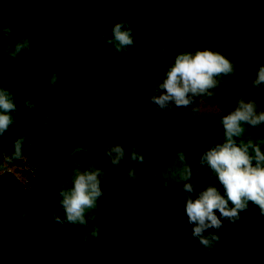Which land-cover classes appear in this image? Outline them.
I'll list each match as a JSON object with an SVG mask.
<instances>
[{"label":"trees","instance_id":"1","mask_svg":"<svg viewBox=\"0 0 264 264\" xmlns=\"http://www.w3.org/2000/svg\"><path fill=\"white\" fill-rule=\"evenodd\" d=\"M239 1V8L233 13L216 16L206 0H0V28L7 22L13 29L9 42L28 37L31 45L30 51L13 61L5 54L6 41L0 35V86L14 93L19 107L16 124L0 137V143L4 153L11 154L15 139L26 134L24 156L47 170L52 187L50 191L27 190L14 174H0V258L21 215L49 236L48 242L40 239L33 245V254L40 264H131L120 251L123 238L117 234L114 222L108 220L102 203L98 202L96 220L91 222L100 227L98 239L89 237L85 242L83 234L88 229L81 226H68L62 235L61 226L52 220V212L63 215L58 206V190L77 162L74 156L57 155L55 151L61 141L68 145L70 153L79 146L75 141L59 139L57 117L77 121L78 114H86V109L90 112L96 102L100 104L96 114H100L111 105L125 69L165 72L172 59L180 51L191 50L196 41L198 49L208 46L224 23L245 28L257 21L249 37L264 61V0ZM118 19L132 23L137 32L136 42L126 53L108 55L102 33H111ZM207 25L213 26L206 29ZM210 29H214L212 37ZM108 56L110 59L101 63ZM53 73L61 77L55 86L50 83ZM31 80L38 85L32 88ZM26 99L36 104L35 111L24 107ZM219 118L201 117L198 123L190 119L142 125L125 132L120 143L130 153L129 141L133 139H164L172 147L175 144L173 159L181 148L187 152L186 157H199L222 142ZM247 131L245 138L249 137ZM76 157L86 166L92 165L91 152ZM129 165L146 185L161 190L160 200L168 208L152 251L133 264H227L231 257L222 240L224 230H207L219 235L222 243L213 250L204 249L192 237V226L182 223L187 221L185 196L173 197L170 180L166 189L163 178L151 177L137 163ZM250 217L264 219L258 208L250 205L235 224Z\"/></svg>","mask_w":264,"mask_h":264},{"label":"rangeland","instance_id":"2","mask_svg":"<svg viewBox=\"0 0 264 264\" xmlns=\"http://www.w3.org/2000/svg\"><path fill=\"white\" fill-rule=\"evenodd\" d=\"M210 10L220 16L223 13H233L239 8V0H206ZM219 30L215 37L203 47L217 51L226 56L236 65L234 75L224 77L223 83L215 90L216 95L212 98H203L201 112L193 116L190 108L178 107L172 111L160 112L148 97L152 95V87L159 82L162 73L127 68L121 74L122 82L119 89L113 93V101L108 108L100 114H96L100 104H93V109L86 114H78V119L68 120L60 116L58 119L59 139L75 141L79 146L87 147L91 152L92 165L103 169L105 176L101 182L104 196L99 203L106 207L104 212L110 218V222L116 225V231L123 240L120 244L121 253L133 264L141 260L145 253L152 251L155 237L160 232L167 218L168 208L160 200L161 190L146 185L142 180L132 181L127 172L130 167L127 159L121 162L119 167L112 166L105 152L109 145L120 142L121 136L135 128L150 123H164L176 120L194 119L199 122L201 117H220L227 115L229 110L236 106V98L245 96L255 100L264 108V86L254 88L252 80L256 70L264 61L258 55L249 34L255 31L257 21L248 27H232L228 23ZM209 29L213 25H207ZM214 29H210V32ZM213 33H210L212 37ZM193 46L191 51L198 50ZM115 54L111 45H108V55ZM110 57L101 63H106ZM86 71V70H84ZM43 73V71H41ZM87 75V74H86ZM32 88L38 85L35 80L30 81ZM72 93L74 89L72 88ZM199 103V101H195ZM264 134V126L248 129L247 136L253 139ZM166 140L146 141L133 139L129 141V147L136 146L137 151L144 156V163L138 166L153 178H163L164 170L173 166L175 144ZM10 143V142H9ZM13 150V148H11ZM57 155L70 157L68 145L58 144ZM4 151L0 143V165H5L3 160ZM75 160L84 167L82 161L74 156ZM191 161L192 158L186 157ZM14 161L11 165L0 168V174L10 172L14 174L26 187L27 190L43 191L51 190L50 174L38 163L24 156V159ZM210 177V174H207ZM213 182L215 178H212ZM173 183V197H184L180 185ZM221 192L222 186L218 184ZM203 185L195 191L202 190ZM112 218V219H111ZM112 222V223H113ZM227 228L223 231V243L230 255L227 264H264V219L257 217L246 218L239 225H231L224 221ZM42 239L48 242L49 236L45 235L40 228L31 226L25 217L19 216L16 230L10 242L5 246L0 264H40L33 254V245ZM200 258V257H199ZM104 264H110L104 261Z\"/></svg>","mask_w":264,"mask_h":264},{"label":"clouds","instance_id":"3","mask_svg":"<svg viewBox=\"0 0 264 264\" xmlns=\"http://www.w3.org/2000/svg\"><path fill=\"white\" fill-rule=\"evenodd\" d=\"M0 35L6 41L4 52L13 61L21 53L31 50L28 37L21 38L19 42H9L13 29L7 22L0 28ZM102 36L119 55L135 45L137 32L131 22L118 19L111 33L104 31ZM235 71L236 65L220 52L208 48L180 51L165 72H157L162 73L161 78L151 88L152 95L148 99L162 113L184 107L190 108V113L196 116L201 112L203 98L214 97L224 77L234 75ZM60 80L61 77L53 73L50 83L55 86ZM252 86H264V64L258 66ZM24 107L35 111L37 106L26 99ZM18 108L14 93L8 87L0 86V137L16 124ZM219 124L223 129L222 142L214 144L199 157H192L191 161L186 159L187 152L179 149L173 166L162 173L164 188L169 187V180L180 185L185 196L187 217V221L182 220V223L192 226V237L206 250H213L222 243L219 235L207 230L215 229L216 233L225 230L224 221L234 225L250 205L258 208L259 214L264 216V137L245 138L246 129L264 126V108L255 100L237 97L236 106L227 115L220 116ZM26 141V134L15 139L11 154L3 156L5 165L24 159ZM130 149V153H126L125 147L117 141L107 147L105 154L114 167H119L125 159L129 164L142 165L143 154L137 151L136 146ZM87 151L85 146H76L70 155L77 156ZM5 165H0V168ZM209 173L210 177L207 176ZM127 175L132 181L139 179L132 167L128 168ZM104 176L103 169L95 165L84 167L79 162L72 165L69 177L58 190V206L63 215L51 213L52 220L61 226L62 235L68 226H81L88 229L83 234L85 242L89 237H100L99 225L91 222L96 220L98 201L104 196L101 188ZM212 178L222 186L223 192ZM201 185L202 190L196 192ZM48 228L51 230L52 225ZM170 234L175 235L171 231Z\"/></svg>","mask_w":264,"mask_h":264},{"label":"crops","instance_id":"4","mask_svg":"<svg viewBox=\"0 0 264 264\" xmlns=\"http://www.w3.org/2000/svg\"><path fill=\"white\" fill-rule=\"evenodd\" d=\"M163 73V72H162Z\"/></svg>","mask_w":264,"mask_h":264}]
</instances>
